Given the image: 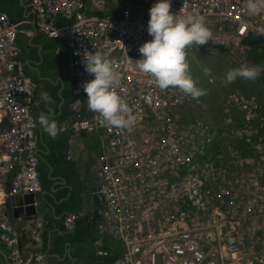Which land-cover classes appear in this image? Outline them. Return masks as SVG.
<instances>
[{
  "label": "built area",
  "instance_id": "built-area-1",
  "mask_svg": "<svg viewBox=\"0 0 264 264\" xmlns=\"http://www.w3.org/2000/svg\"><path fill=\"white\" fill-rule=\"evenodd\" d=\"M154 2L30 1V11L34 15V29L30 35L38 32L57 38L65 43L71 54L67 72L72 78L76 99L70 104L73 120L64 122L61 130L68 133L70 139L95 133L103 143V152L95 167L98 185L91 192L97 204V255L109 254L101 247L104 238L110 237L125 240L127 244L123 256L115 259L114 264H226L217 257L225 253L224 244L232 255L225 256L226 261L264 264V202L259 199L264 200L261 195L264 192V166L240 181L239 186L244 188V205L255 222L251 227H243L241 234H236L237 225L241 227V223L235 210H240L243 203L235 205L234 199L241 195L240 191L223 185L225 181L218 179L219 171L214 167L206 170V165L199 159L205 154L204 138L210 141L208 127L202 120L182 122L178 111L184 103L182 91L174 87L161 90L149 74H139L133 68V62L141 55L139 47L151 39L147 33V13ZM170 3L173 13L180 10L181 14L197 13L208 23L219 24V28L225 29L221 33L234 36L236 42H232L239 45L241 55L247 53L243 52L245 49L249 50L242 40L256 32L257 27H264V8L254 16L249 15L243 0H170ZM22 23L0 11V110L5 112L10 123V127L0 133V146L5 149L0 155L4 160L0 166V240L8 249L9 264H47L42 252L22 254L19 236L3 215L10 197L42 190L38 169V125L34 115L37 84L26 73L21 59L18 37ZM85 51L99 52L117 65L120 83L115 90L135 116L130 128L102 126L99 114L88 109L83 84L93 77L82 63ZM231 97L252 123L241 131L248 135L245 139L248 149L262 156L264 135L260 130L263 123L259 120L255 101L236 93ZM151 116L156 124H148L152 126L150 132L157 131L162 136L154 143L155 139L135 130ZM254 160L258 159L255 156L240 157L238 162L242 166L255 165L251 163ZM178 162L198 171L192 169L188 172L189 177H180L181 168L177 164L169 166ZM7 173H12L9 187L4 180ZM223 194L228 196L226 200L219 198ZM217 201L228 202L232 214L236 215L226 218ZM191 211L195 214L191 215ZM154 212L160 216L150 231L152 240L137 239V222L143 220L152 228L150 222ZM75 218L73 214L68 221ZM41 227L42 224H38V228ZM155 245L164 251L157 252Z\"/></svg>",
  "mask_w": 264,
  "mask_h": 264
},
{
  "label": "crops",
  "instance_id": "crops-1",
  "mask_svg": "<svg viewBox=\"0 0 264 264\" xmlns=\"http://www.w3.org/2000/svg\"><path fill=\"white\" fill-rule=\"evenodd\" d=\"M30 1L0 0V11L7 12L8 10H13L21 13V20L18 21H23V23L19 33L18 43L22 47L21 59L24 63L25 71L37 84L34 115L38 125L37 142L39 146V163L47 165L41 171L42 175L45 173L44 179L47 181V186H42V190L35 193L36 211L34 213L28 215L25 208L18 206L20 200L25 195L19 194L7 200V204L3 209V215L17 232L20 239L19 247L25 256L33 251H38L45 255L47 264H107V260H99L97 258L99 257L97 255V249L99 247L96 244V239L99 235L96 230V225L90 228L91 230L88 234H83L84 236L80 242V239L77 241L74 237L78 229L77 221L79 218H85V224H88L89 220L92 221V224L93 221L95 223L97 204L91 197V192L93 187L98 184L95 167L98 156L103 152V143L95 133H87L80 137L70 139L69 134L61 130V125L64 122L70 123L73 120L70 104L76 99L72 78L67 72L71 54L65 43L57 38L47 37L38 32L30 35L29 32L34 29V15L30 11ZM38 35L39 37H37ZM233 37L229 36V40L232 41ZM251 45L254 47V44ZM249 47L248 45L247 48ZM252 47H250V52L252 51ZM250 52L243 57L246 60L242 58L241 60L238 59V61H242L245 66H263L264 57L260 59V62L255 63L249 55ZM187 58L186 56V61ZM215 60L217 64H214L209 56L207 57V64L210 68L212 67L211 64L219 67L218 59ZM242 80L244 85H250L243 78ZM210 84H212L211 81H209L208 85L210 86ZM44 93H47L49 96L47 103L42 98V94ZM216 110L217 103L211 104L206 111L209 113L215 112ZM222 113L224 112L218 110L213 113V117H221ZM41 115L50 117L56 121L58 133L55 137L49 136L47 132L42 131L39 123V117ZM240 116L242 117V114ZM259 116L263 120L264 108L259 112ZM203 117L206 118L204 115ZM6 120L8 121L5 112L0 110L1 123ZM236 120L242 121V119L239 120V115L236 116ZM151 122L150 120L144 121L141 124L143 129L150 131L152 126H148V124ZM216 123L219 125L218 122ZM225 136H217L214 139V144L224 143L226 152L232 154L234 158H240L243 153L232 149L230 143L236 141V144H244L246 135H234L229 131L227 137L231 138L226 140ZM214 144L211 149L216 148ZM56 150H62L61 155L63 154L65 158L62 160L57 159L55 155ZM4 151V147L0 146V155ZM263 157L264 154L259 160L251 161V163L255 164L256 167H260V160L264 163ZM210 158L199 156L201 162L207 164L206 170H210L211 168L206 163ZM65 163H68L70 168L74 169L75 174H78V178L82 184L80 206L77 210L69 209V206L64 205L65 201L70 198L75 187L72 182L74 179L73 176L71 177V170L66 171V175L56 170L55 165L62 167L66 165ZM192 168L198 171L197 168L193 166ZM185 175H188L187 169L179 174L180 177H184ZM11 176L12 173L4 175L6 187L10 185ZM73 214L76 218L74 221L69 222L68 217L73 216ZM38 224H42V227L38 228ZM102 248L109 251L111 255L110 261L124 254L122 240L105 237ZM87 250L88 253L90 252L91 258L87 257ZM0 264H9L8 249L1 240Z\"/></svg>",
  "mask_w": 264,
  "mask_h": 264
},
{
  "label": "clouds",
  "instance_id": "clouds-1",
  "mask_svg": "<svg viewBox=\"0 0 264 264\" xmlns=\"http://www.w3.org/2000/svg\"><path fill=\"white\" fill-rule=\"evenodd\" d=\"M243 4L246 7L247 13L252 16L256 15L260 9L264 8V0H243ZM170 7V0H155L151 7H148L149 12L147 15L149 20L147 23V33L151 39L144 42L139 47L138 51L141 55L139 59L133 62V68L139 74H149L161 90L174 87L182 91L184 93V103L181 107H184L185 104H187L189 96L196 99L203 94H207L206 90L204 93L203 90L196 85L188 72L189 66L186 61V49L193 44L199 46L206 44L210 40L212 41V33L206 25L208 22L205 21L202 15L191 12L181 14V10L179 13H173L170 11ZM252 34L263 37L264 27H257L256 32L250 35ZM250 35L242 40L244 44H246L245 39ZM249 52L250 47L247 53L242 55L245 56ZM242 58L239 57V59ZM82 63L85 71L93 77L83 84V91L87 97L88 109L99 114L102 126L130 128L134 124L135 116L132 114L129 105L115 90L116 86L120 83V73L117 71V65L105 59L99 52L92 51H85L83 53ZM204 71L207 73L210 69L205 68ZM260 71L264 72V65L261 67L241 65L239 67L229 68L226 70L223 77V82L225 84L231 83L232 85L227 88V91L220 82L210 79L207 80L212 82L210 86L206 82L207 88L211 90L210 94H212V92L213 94L216 93L220 95L221 98L220 101L210 98V103L212 105L217 103L216 111L221 110L224 113H222L221 117L215 116L208 119L204 118L201 114L194 116L204 121L210 133V141H205L203 137L205 154L202 155V157L213 158L214 156H224L226 152L224 143L214 144V139L217 136L227 135L229 133L228 131L236 129L242 131L252 126V123L247 121L244 112L234 104L231 96L236 93L248 100H254V96L258 94L255 93L256 89L242 83L241 86L233 83L237 82V78H243L251 85L250 81L255 80L259 76ZM258 78H261L264 83L263 77ZM259 89L263 97L262 93H264V90H262V87ZM42 98L46 103L49 101L47 93L42 94ZM254 101L256 102L255 104L257 105L258 112H261L264 108V100L258 98ZM215 112H209L208 114H213ZM179 114L181 115L180 112ZM240 114L243 115L242 121L236 120V116ZM185 120L186 121L182 120V122L186 124L194 122L191 118ZM259 120L263 123L260 132L264 135V120H262L261 117ZM39 123L42 131L47 132L49 136L55 137L57 135L58 127L54 119L41 115L39 117ZM213 144L216 147L215 149H211ZM240 151L243 152L241 158L255 156L259 160L261 157V153L248 149V144L245 139L244 145L240 147ZM236 161L233 163L230 162L226 166L214 167L216 171H219L218 179L222 182L225 181V184L222 183L223 185L230 188L234 187L235 192L238 190L240 191L241 195L234 199L235 204L239 202L244 203V199L242 198L244 188L239 186L241 179L256 172L257 168H259L251 164L242 166L238 162V169L235 170L231 165L235 164ZM261 165L264 166V163H261L260 160V166ZM230 172H234L233 176L235 183L233 185L227 182ZM216 203L221 210L231 211L230 209L232 206L228 205V202L217 201ZM229 206H231V208H229Z\"/></svg>",
  "mask_w": 264,
  "mask_h": 264
},
{
  "label": "rangeland",
  "instance_id": "rangeland-1",
  "mask_svg": "<svg viewBox=\"0 0 264 264\" xmlns=\"http://www.w3.org/2000/svg\"><path fill=\"white\" fill-rule=\"evenodd\" d=\"M206 25L212 33V37H213L212 42L210 40L204 45H199V46L195 45V44L191 45L190 47H188L189 49L188 48L186 49L187 50L186 56L188 57L187 63L189 66L188 72H189L190 76L195 81L196 85L203 90L204 93H205V90L207 91V94L206 95L203 94L196 99H193L189 96V98L187 100V104H185V106H184V108H185L184 113H181L182 120H184V121H186L185 119H189V118L192 119V118H194V116H196L198 114H201V115L203 114L207 119L213 118V114H208L206 111L211 105V103H210L211 100H208V96H210L211 90L208 89L206 86V82L209 83V81H207V80L210 79V80H214L216 82H220L221 85L224 87V89H226V91H227V88L231 87L232 85H231V83L225 84L223 82V77H224L226 70H228L229 68H233V66L239 67L241 65H244L242 61H238L239 57L242 58L244 55H241L239 53V49H238L239 45L236 43L237 44V46H236V44L233 43L236 41H233V42L230 41L228 35L221 33L218 29L219 24H213V22H209V23H206ZM243 52H247L246 49ZM208 56L211 58V60L214 64H217V61L215 59H218L219 67H216V65L211 64L212 67L210 68L207 64V57ZM243 59H245V58H243ZM239 60H241V59H239ZM249 67H251V66H249ZM205 68L210 69V72L206 73L204 71ZM258 77L264 78V72L260 71V74ZM258 77L256 78L257 80L256 79L251 80L250 81L251 85H248V86H251L253 89H256L255 93H258L256 96H254V100H257L258 98H262L264 100V93H262V95H263V97H262L261 93L259 92L260 87H262V90H264V83H263L262 79L258 78ZM236 81H239L240 83L243 84L242 78H237ZM235 83H237V82H235ZM235 83H233V84H235ZM251 97L253 98L252 95H251ZM220 100H221V98L219 95V96H217V101H220ZM217 113H219V112H217ZM242 118H243V116L241 117L239 115V120H241ZM263 120H264V117H263ZM236 124H237V122H236ZM230 125H231V123H230ZM231 133L234 135H240V134H235L232 131H231ZM241 135H244V134H241ZM230 138L231 137H227V135L225 136L226 140L230 139ZM216 141H217V139H216ZM242 145H244V144H242V143L236 144V141L235 142L233 141L230 143L231 148L234 150L236 149L238 152H242V151H240V147ZM234 160H237V161L235 164H232L231 166H233L235 168V170H237L238 169L237 163L239 161V158H234L233 155L230 154L229 152H225L224 156H214L213 158H210L206 163H208L211 167H215V166L221 167L223 165L226 166L230 162L233 163ZM205 165L207 166V164H205ZM187 174H189V173L187 172ZM229 175L230 176H229L227 182L230 185H233L235 183V179L233 176L234 172H230ZM261 195H264V192H262ZM230 198H232V197H230ZM259 199L262 202H264V200H262L261 197ZM248 204H251V203H248ZM235 205H239V204L236 203ZM240 205H241V207H240L241 209L239 210L237 208L235 210L238 215L232 214L231 211H227V210H223V211L227 215L226 218H229L232 215H236V216L240 217L237 220L241 223V227L237 225L238 229L236 231H238V233L241 234V232H242L241 230H243V227H245V228L251 227L253 222H255V218H253V215H249L250 213L247 212V210H246L247 208L244 205V203L240 204ZM253 206L257 208V206H255V205H253ZM229 208H231V206H229ZM230 210H232V208ZM252 212L254 213V211H252ZM242 214H243V216H242ZM259 221H261V220H259ZM257 229H260V228L257 227ZM90 264H93V263H90Z\"/></svg>",
  "mask_w": 264,
  "mask_h": 264
},
{
  "label": "trees",
  "instance_id": "trees-1",
  "mask_svg": "<svg viewBox=\"0 0 264 264\" xmlns=\"http://www.w3.org/2000/svg\"><path fill=\"white\" fill-rule=\"evenodd\" d=\"M132 1L135 3H139V4L144 3V0H132ZM150 7H151V5L149 6V8ZM7 14L10 16V18L12 20H15V21L21 20V13H19V11H13V10L9 11L8 10ZM37 37H39V35ZM246 44L249 45L250 47L253 46L251 44H254V47H252V51L250 52L249 55L254 60L255 63L260 62V59H262L264 57L263 37L257 36L256 34H252L246 39ZM235 84L238 86H241V83L239 81H237V83H235ZM217 96H219V95H217L216 93L213 94V92H212V94H210V96H208V100H210L209 98H212V100H215V99H217ZM61 152H62V150L61 151H59V150L55 151V155L57 156L56 157L57 159L62 160L65 158L63 154L61 155ZM44 166H47V165L39 163L38 169H39V173H40L41 186L46 187L47 181L44 179L45 173L42 175V172H41L42 169L44 168ZM55 166H56V168H57L56 170L58 172L65 174V175H66V171L71 170L70 171L71 177L73 176V179H74V181H72V180L71 181L73 182L75 187L73 189V193L71 194L70 198L67 201H65L64 205H66L67 207L69 206V209H72V210L76 209L77 210V208H79V206H80V198H81L80 193L82 191V184L78 178V174H75L74 169L72 168L73 169L72 170L68 163L65 166L63 165L62 167H58L57 165H55ZM71 177L69 174V179ZM85 222H86L85 218H81V219L79 218V220L77 221V228L78 229H77L76 233L74 234V237L77 241L80 239L79 242L81 241V238L84 236L83 234H85V233L88 234L91 230L90 228L95 225L94 221L92 224L91 220L88 221L89 222L88 224L87 223L85 224ZM82 246H84V245L82 244ZM82 248L84 249V247H82ZM87 257L91 258V254H90V252L88 253V250H87ZM99 260H101V259H99ZM104 260L108 261V262L105 261V262H107V264L112 262V261H110V258H107Z\"/></svg>",
  "mask_w": 264,
  "mask_h": 264
},
{
  "label": "bare ground",
  "instance_id": "bare-ground-1",
  "mask_svg": "<svg viewBox=\"0 0 264 264\" xmlns=\"http://www.w3.org/2000/svg\"><path fill=\"white\" fill-rule=\"evenodd\" d=\"M219 31L220 32H224L225 31V29L224 28H219ZM216 36V35H215ZM233 40L235 41V38L233 37ZM212 42V41H211ZM216 100V99H215ZM256 103V102H255ZM254 103V104H255ZM184 107H181V106H179V108H178V111L180 112V113H184ZM228 111V110H227ZM228 113V112H227ZM258 115H259V113H258ZM243 116V115H242ZM146 119H148V120H150V121H152L154 124H156L155 123V121H154V118L151 116L150 117V119L149 118H147L146 117ZM198 120H200V119H197V118H192V121H194V122H196V121H198ZM135 130L136 131H141V134H143V135H148V136H150L152 139H155L154 141H152L153 143L155 142V141H158V139L160 138H162V136L161 135H158V133H157V131H155L154 133L153 132H150V131H148V130H146V129H143V126L141 125V126H139L138 128L137 127H135ZM152 130V129H151ZM239 131V132H238ZM181 132V131H180ZM232 132L233 133H235V134H242V132L240 131V130H232ZM246 135V134H245ZM245 139H248V135H246V138ZM180 143V142H179ZM182 144V143H181ZM180 144V145H181ZM262 144V143H261ZM183 145V144H182ZM101 155V154H100ZM99 155V156H100ZM191 155H193L192 153H191ZM98 156V157H99ZM263 159H264V157H263ZM150 163H152V162H150ZM174 164H177L180 168H181V171L180 172H183V171H185L186 169H187V172H189L190 170H192L193 168H192V166H190V165H183L182 163H180V162H178V163H171V164H169V166H174ZM180 174V173H179ZM186 177H189V175H185L184 176V178H186ZM165 182H163V184H164ZM98 185V184H97ZM96 185V186H97ZM164 185H167V183L166 184H164ZM96 186H94L93 187V189L96 187ZM227 190H229L230 191V189H228L227 188ZM181 193H187V192H185V191H180ZM227 195H225V194H223V196H220L219 198L220 199H222V200H226L228 197H226ZM91 197H92V194H91ZM174 199V198H173ZM202 201V200H201ZM173 203H174V201H173ZM195 213L193 212V211H191V215H194ZM160 216V214H158L157 212H154V215H153V218H152V220H151V222H150V225L152 226V228L151 227H147L146 226V223L143 221V220H141V221H138L137 222V226L139 227V230L137 231V233H136V235H137V239H139V240H141V239H143V240H145L146 242H150L151 240H152V238H151V236H150V231H152L153 229H154V227H155V223H156V221H157V219H158V217ZM137 227V228H138ZM236 234H240V233H238V231H236ZM122 246H124V249H126L127 248V244L125 243V240H122ZM155 247H156V250H157V252H159V251H164V250H162V249H160L157 245H155ZM224 247H225V253L224 254H218L219 256H217V257H220L222 260H224V262L226 263V264H236V262L234 261V260H225V256H228V257H231L232 255L231 254H229V252H228V248H227V246H226V244H224ZM102 248V247H101ZM99 249V248H98ZM98 249H97V251H98ZM105 250V249H104ZM108 251V250H107ZM111 257V255H110V253L108 254V255H105V256H99V257H97L98 259H102V260H104V259H107V258H110ZM114 261V260H113ZM111 262V263H108V264H114V262ZM204 264H207L206 262H204Z\"/></svg>",
  "mask_w": 264,
  "mask_h": 264
},
{
  "label": "water",
  "instance_id": "water-1",
  "mask_svg": "<svg viewBox=\"0 0 264 264\" xmlns=\"http://www.w3.org/2000/svg\"><path fill=\"white\" fill-rule=\"evenodd\" d=\"M9 127H10V123L7 120L0 123V133H2L5 128H9ZM3 164H4V160L0 156V166H2ZM35 199H36L35 193H27L24 195L23 199L20 200L18 206L20 208H25L26 213L30 215L36 211Z\"/></svg>",
  "mask_w": 264,
  "mask_h": 264
}]
</instances>
